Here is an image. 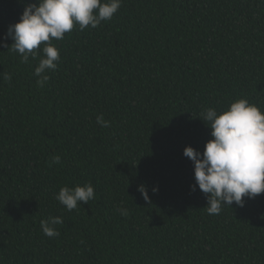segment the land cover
Segmentation results:
<instances>
[{"label": "trees", "instance_id": "trees-1", "mask_svg": "<svg viewBox=\"0 0 264 264\" xmlns=\"http://www.w3.org/2000/svg\"><path fill=\"white\" fill-rule=\"evenodd\" d=\"M34 2L0 0V38ZM53 43L44 87L39 57L0 47V264H264V193L209 215L183 155L212 138L206 108L264 111V0H122ZM88 182V204L55 199ZM50 216L59 237L41 230Z\"/></svg>", "mask_w": 264, "mask_h": 264}, {"label": "clouds", "instance_id": "clouds-1", "mask_svg": "<svg viewBox=\"0 0 264 264\" xmlns=\"http://www.w3.org/2000/svg\"><path fill=\"white\" fill-rule=\"evenodd\" d=\"M122 0H35L24 7L19 22L10 25L0 47L8 48L27 64L29 58L39 57L34 75L37 84L44 87L49 81L48 73L57 70L60 60L59 48L53 40L64 39L74 27L83 31L92 29L111 20L121 8ZM11 40L9 46L6 41ZM42 46V47H41ZM3 78L10 81L11 76ZM202 120L210 128L211 139L205 144L204 151L185 147L183 155L194 166L195 185L207 199V213L219 215L224 207L235 203L244 207V198L254 199L264 193V111L246 98L232 102L224 111L206 108ZM96 123L108 128L110 122L103 114L96 117ZM206 124V123H205ZM59 155L53 156L49 167L60 164ZM146 202L150 201L144 185L137 189ZM153 193L158 191L152 189ZM95 198L93 185L88 182L75 187L63 186L55 199L68 211L78 208L81 203L88 204ZM121 215H128L127 209H118ZM63 223L61 217L50 216L40 222L43 234L49 238L59 237L56 226Z\"/></svg>", "mask_w": 264, "mask_h": 264}]
</instances>
